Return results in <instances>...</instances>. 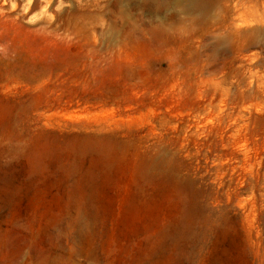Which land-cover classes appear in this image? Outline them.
<instances>
[{
	"label": "rangeland",
	"instance_id": "obj_1",
	"mask_svg": "<svg viewBox=\"0 0 264 264\" xmlns=\"http://www.w3.org/2000/svg\"><path fill=\"white\" fill-rule=\"evenodd\" d=\"M5 1L0 264H264V0Z\"/></svg>",
	"mask_w": 264,
	"mask_h": 264
},
{
	"label": "bare ground",
	"instance_id": "obj_2",
	"mask_svg": "<svg viewBox=\"0 0 264 264\" xmlns=\"http://www.w3.org/2000/svg\"><path fill=\"white\" fill-rule=\"evenodd\" d=\"M129 1L131 3H135V5L137 4L138 5L137 7L141 9H148L151 11H154V10L163 11L169 5L174 4V3L177 4V6L183 10L193 11V10L199 9L205 2V0H178V1L177 0H129ZM4 4L12 5V6L10 5L11 6L10 11L9 13L6 14V16L9 19H11L13 23L24 20V18H26L27 16H30L31 14H33V12L39 9L43 10L44 15L46 16L44 19H42V23H39V24L37 23L36 28L38 29L35 32H38L42 35L52 36L53 38L63 37V35L60 34V30H61L60 22L62 20V14H60L59 10L55 14L56 7L61 5L60 0H24L22 2L19 0H13L11 1V3H8V1H5ZM70 4H72V2H70ZM90 4L92 6V3ZM87 6L90 7L89 3L87 4ZM0 217H1V214H0ZM21 256L25 257L26 254L21 253ZM53 264H61V260L58 256L54 258Z\"/></svg>",
	"mask_w": 264,
	"mask_h": 264
}]
</instances>
